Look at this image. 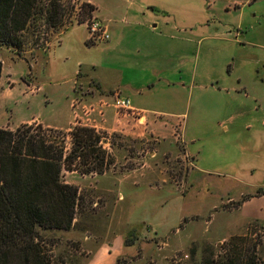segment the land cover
Here are the masks:
<instances>
[{
  "label": "rangeland",
  "instance_id": "obj_1",
  "mask_svg": "<svg viewBox=\"0 0 264 264\" xmlns=\"http://www.w3.org/2000/svg\"><path fill=\"white\" fill-rule=\"evenodd\" d=\"M81 1L95 6L93 17L108 26V40H90L86 24L76 21ZM242 2L67 0L68 26L52 33L48 46L25 48L21 56L0 46V127L33 118L62 128L74 120L84 125L75 113L91 105L93 92L112 96L108 90L120 80L116 65L134 59L135 68H163L173 82L156 81L150 103L173 114L162 116L177 122L172 133L99 130L115 157L108 172L127 179L63 172L83 203L72 229L45 232L54 258L64 264H201L210 254L216 258L232 236L262 243L264 254V185H258L264 182V0ZM237 22L251 26L246 45L234 35ZM212 81L221 88L214 90ZM27 124L47 127L37 119ZM175 130H183L184 144ZM127 236L138 240L126 245Z\"/></svg>",
  "mask_w": 264,
  "mask_h": 264
},
{
  "label": "trees",
  "instance_id": "obj_2",
  "mask_svg": "<svg viewBox=\"0 0 264 264\" xmlns=\"http://www.w3.org/2000/svg\"><path fill=\"white\" fill-rule=\"evenodd\" d=\"M66 2L0 0V46L13 48L19 56L25 48H45L52 33L68 26ZM79 6L76 21L86 24L95 6L89 1ZM2 68L0 59V81ZM104 137L81 124L67 130L27 123L15 129L0 127V264H64L51 255L45 232L72 229L83 199L79 187L63 179V172H108L115 157L102 144ZM136 238L127 236L125 244H134ZM245 241L232 236L216 258L210 254L201 264H264L262 243Z\"/></svg>",
  "mask_w": 264,
  "mask_h": 264
},
{
  "label": "crops",
  "instance_id": "obj_3",
  "mask_svg": "<svg viewBox=\"0 0 264 264\" xmlns=\"http://www.w3.org/2000/svg\"><path fill=\"white\" fill-rule=\"evenodd\" d=\"M241 1H243L242 2L243 4H246L250 0H241ZM233 3L235 6H238V4L240 2H233ZM106 27L108 28V26H106ZM234 27L236 28L234 35H235V37L239 38V40H240V42H238L237 40H236V42H238L240 44H245V45L247 44V42H250V39H251V34H250L251 33V26L250 25L247 28L246 26L245 27L243 26L242 22H237V24ZM107 30H109V29H107ZM227 32L230 34L232 31L229 29ZM137 56H139V55H137ZM137 56H135V57H137ZM139 58L140 57H137V59H139ZM134 60L137 61L136 59H134ZM134 60H132L133 62L128 61V62H126V64L124 63L122 66L116 65L117 74H118V71H120V73H119V79L120 80L114 86H110L108 92L111 93L112 96H110L108 93H104V92H103L104 94L103 93L97 94L94 92L91 94V95H93V96H91L92 102H90L88 104L94 105L96 109L91 113L92 124L90 126L96 128L97 130H103V131L108 132V133L117 132V133H122V134H126V135H132V136L133 135L146 136L147 132L149 131V128L150 129L154 128V130L158 129V131L160 130L163 132L164 131H171V133H172V127L174 125H176L177 122L175 123L174 120H172L171 118L170 119L169 118H162L164 113L167 114L168 112H164L163 110H160L157 107L152 106L150 104L151 100H153L151 97V92L153 90L152 88L156 84V81L162 80L166 83L167 86H169V85H171V83H173V82H169V80H168L169 74H166L165 69H163V68L152 67L150 70H148V66H146V64L144 65L145 67H142L139 70L138 68H135L136 66L135 67L133 66V64L136 63ZM146 60H147V58H146ZM140 66H142V65H140ZM135 73L139 75L138 79L135 78V76H134ZM140 78H143V79H140ZM240 80L241 79H239V81ZM216 81L218 82L219 80H216ZM175 83H177V82H175ZM214 83L215 82L212 81L210 84L211 86L214 87V90H217V88H221V86H218V87L216 86L217 87L216 88L213 85ZM115 94H119L121 96L129 97L131 99L132 106L134 108L142 111V113H143L142 120H138L135 116H133L132 114H130L128 112L118 111L117 109H115V107L112 104ZM82 107H81V109H82ZM81 109H80V112H81ZM167 115L170 117L173 114H167ZM175 115H178V114H175ZM181 115L185 116V114H181ZM159 118H162L163 120L161 121V120H159ZM35 119L39 120V122H41L43 125H45L47 127L65 129V130L69 129L72 125H74L76 123V121L74 120L68 127L62 128L59 126H53V125L45 124L39 118H33L31 120L23 121L21 124L30 123ZM160 126H162V127H160ZM5 127L10 128V129L16 128V127L13 128V127H8V126H5ZM182 133H183V130H182ZM189 139L192 140L193 138H189ZM193 141H195V140H193ZM198 149L196 151H199ZM185 153L190 159H191V157H193L192 155H196L195 152H192V149L189 146H187V149L185 148ZM191 163H192V161L190 160L189 164L191 165ZM136 171H137V169L133 170V172H136ZM108 174H113L114 176L118 175V176L122 177V179H127V177H128V174H123V173L119 174V173H115V172L114 173L113 172H110V173L106 172L105 174L98 175V176H105ZM131 174H133V173H131ZM124 175H126V176H124ZM98 176H96V177H98ZM96 177H94L93 179H95ZM243 181H244V183L250 182V180L248 181V179H244L240 182H243ZM69 183H71V182H69ZM95 183L97 184V182H95ZM258 185L263 186L264 182H260V184H258ZM96 189L101 191L106 196L113 197V191L109 188L100 187L97 184ZM118 198H119V200L123 199V194L122 193L119 194ZM90 239H91V237L89 235H85V239L83 240V243H88V241ZM137 240H138V238H136L134 240V243ZM124 242H125V239H124ZM99 244L100 243H97V245H99ZM101 244H104V243H101ZM98 250H99L98 252L102 251V249H100V248H98ZM104 255H105V253H104Z\"/></svg>",
  "mask_w": 264,
  "mask_h": 264
},
{
  "label": "built area",
  "instance_id": "obj_4",
  "mask_svg": "<svg viewBox=\"0 0 264 264\" xmlns=\"http://www.w3.org/2000/svg\"><path fill=\"white\" fill-rule=\"evenodd\" d=\"M86 26L88 29L90 40H108L109 39V33H108L106 25L102 23L101 21L97 20L96 18L92 17L86 23ZM112 104L115 107V109H117L118 111L128 112L132 114L133 116H135L138 120H142L143 118L142 111L132 106V103L129 97L115 94ZM95 109H96L95 106L92 104L84 105L81 109L82 115L79 113H75V116L76 118H81V119L83 118L85 120L84 125L90 126L92 124L91 113ZM174 134H175L176 141L179 143H183L182 131L180 133V132H176L175 130Z\"/></svg>",
  "mask_w": 264,
  "mask_h": 264
}]
</instances>
